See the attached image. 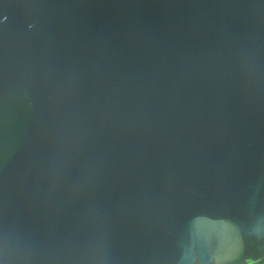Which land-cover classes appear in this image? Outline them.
Here are the masks:
<instances>
[{"label":"water","instance_id":"water-1","mask_svg":"<svg viewBox=\"0 0 264 264\" xmlns=\"http://www.w3.org/2000/svg\"><path fill=\"white\" fill-rule=\"evenodd\" d=\"M264 0H0V264H260Z\"/></svg>","mask_w":264,"mask_h":264},{"label":"trees","instance_id":"trees-1","mask_svg":"<svg viewBox=\"0 0 264 264\" xmlns=\"http://www.w3.org/2000/svg\"><path fill=\"white\" fill-rule=\"evenodd\" d=\"M260 264H264V260Z\"/></svg>","mask_w":264,"mask_h":264}]
</instances>
